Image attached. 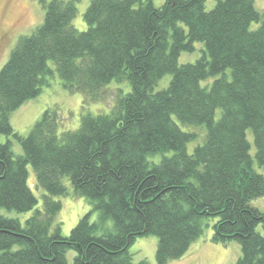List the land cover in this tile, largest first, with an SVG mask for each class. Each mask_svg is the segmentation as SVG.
<instances>
[{"label":"trees","instance_id":"16d2710c","mask_svg":"<svg viewBox=\"0 0 264 264\" xmlns=\"http://www.w3.org/2000/svg\"><path fill=\"white\" fill-rule=\"evenodd\" d=\"M79 1L42 0L44 21L0 70V135L8 137L0 141V264H67L70 249L73 264H147L130 252L147 235L158 238L157 263L168 264L211 220L214 242L241 244L236 264H264V210L253 204L264 196L254 166L264 168V19L254 1L217 0L207 10V0H91L85 30L73 24ZM197 42L203 55L180 63ZM50 60L85 103L104 100L113 80L131 90H120L109 113H83L76 129L47 108L22 135L10 114L50 83ZM167 74L168 86L156 90ZM29 164L45 190L40 207ZM67 179L92 209L64 235L55 197L70 194ZM3 208L33 213L23 223Z\"/></svg>","mask_w":264,"mask_h":264},{"label":"rangeland","instance_id":"374dc122","mask_svg":"<svg viewBox=\"0 0 264 264\" xmlns=\"http://www.w3.org/2000/svg\"><path fill=\"white\" fill-rule=\"evenodd\" d=\"M255 7L263 14L264 19V0H253ZM91 0H80L78 3V14L73 20V24L79 30L87 29V24L84 21V12L89 6ZM166 0H153L155 6H162ZM217 0H207L206 9L211 10L215 7ZM45 7L42 0H0V70L7 62L12 52V49L17 44L22 35L30 34L37 26L44 21ZM260 23L253 22L252 29H256ZM194 51H183L180 54L179 62L188 63L195 62L203 55L205 44L197 42ZM49 65L53 68L54 74L49 77L50 83L44 85L41 93L24 102L19 108L11 112L10 121L13 128L22 135H27L33 125L41 118L47 108H57L63 119L65 128L76 129L80 125L81 115L90 112L92 114L109 113L116 103V97L123 90L127 93L131 90V85L128 80L119 82L113 80L107 86L108 95L104 100L85 103L84 95L81 92H71L63 84L58 72L55 68V63L50 60ZM231 74V70H228ZM172 78L171 74L164 76L156 86V90L163 89L168 86ZM214 78H210L202 82L203 85H211ZM220 115V110L217 111V117ZM184 129L189 127L183 126ZM200 134H203L202 129H198ZM248 138L251 141V153L255 154L254 135L251 129L248 130ZM8 139L5 135H0V141L5 142ZM203 142V138L199 137L196 141L188 144L190 153L194 148ZM13 150L16 154H21L22 146L19 142H13ZM168 155L171 152L166 153ZM150 161L159 162L162 159V154L151 156ZM255 168L264 173V168L260 167L255 161ZM28 183L33 189V192L39 199L38 206H41L43 194L45 190L38 187L36 184V173L31 164L28 165ZM67 186L70 194L60 195L55 198L61 200L62 208L57 215V222L61 223L62 232L64 235H69L72 228L78 223L79 219L88 213L92 206L88 200L81 196H74L72 193V185L67 179ZM253 204L264 210V196H261L253 201ZM2 214L20 219L23 223L33 213L32 211L19 212L14 209H1ZM96 213L92 215L95 219ZM213 222L211 220L209 227L205 229L203 235L197 239L189 248V250L178 259L171 260L168 264H236L238 258L242 254L241 244L236 241H230L227 244L217 243L212 240ZM158 246V238L155 235H147L138 237L130 246V252L133 254L136 263L142 260H147V264H158L156 260V251ZM76 251L70 249L67 252L68 263L73 264Z\"/></svg>","mask_w":264,"mask_h":264}]
</instances>
